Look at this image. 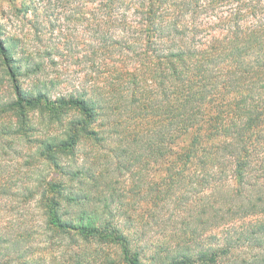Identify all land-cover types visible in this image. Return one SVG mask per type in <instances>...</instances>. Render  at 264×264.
<instances>
[{"label":"trees","instance_id":"trees-1","mask_svg":"<svg viewBox=\"0 0 264 264\" xmlns=\"http://www.w3.org/2000/svg\"><path fill=\"white\" fill-rule=\"evenodd\" d=\"M94 1L96 99L22 88L17 42L0 27V88L11 90L0 97V155L23 142L43 161L19 196L41 207L49 248L68 239L82 251L65 264H88L81 241L116 243L125 264H140L142 237L120 231L113 186L128 173L135 193L177 209L152 264H264V0ZM85 141L96 144V171L76 163ZM161 161L160 179L157 169L139 176ZM66 200L77 209L68 213ZM91 214L102 226L88 225ZM33 230L0 231V252L21 249ZM34 250L6 264H25ZM28 264L64 263L45 252Z\"/></svg>","mask_w":264,"mask_h":264},{"label":"rangeland","instance_id":"rangeland-1","mask_svg":"<svg viewBox=\"0 0 264 264\" xmlns=\"http://www.w3.org/2000/svg\"><path fill=\"white\" fill-rule=\"evenodd\" d=\"M88 9L91 13L92 10H96V1L0 0V27L2 26L9 38L15 37L13 40L17 42V46L16 43L15 46L12 43L10 45L14 46L13 48L17 47L19 51L17 57L21 61L22 69L18 72V82L22 88L28 92H44L51 99L60 96L68 98L70 94L96 99V53L93 54L96 52V15L88 14ZM21 57L25 58L21 59ZM9 93H11L9 88L8 90L0 88V97L6 98ZM37 115L36 111L29 112L31 118ZM74 115L75 112L68 110L63 116L69 120ZM55 126L50 129L54 131ZM39 130L46 134L52 132L44 124L40 125ZM185 140L187 136L183 139L184 142ZM24 146L21 142L16 144L14 151L3 150L7 153L0 155V171L3 169L5 174L0 182L6 180L0 193V231L17 230L28 224L37 231L33 230L29 233V242L24 243L21 249L13 246L6 252L4 248L0 252V264H6L14 256L22 253L28 244H31L35 250L30 255H27L29 251L24 253L26 256L22 260L26 261L25 264L36 260V257L44 255L45 252L51 257H56L60 263H69L73 254L82 251V248L72 245L68 239L59 246L56 244L49 248L48 244L53 241L54 234L37 214L41 207L37 202L30 201L29 197L25 199L19 196L21 185L31 183L36 175L35 172L45 171L42 160H34L37 158L26 156L34 154L32 152L34 148L29 150V147L25 149ZM78 153L79 158L76 163L80 165L84 162L85 167L93 166L96 171V164L90 163L91 160L96 159V144L85 141ZM31 160H33L31 165L26 164ZM36 161L41 164L35 163ZM165 166V161L153 166L144 165L139 176L143 177V180L148 179V176L150 177L157 169L155 178L160 179L164 174ZM139 176L136 174L133 176L135 181L139 180ZM113 177L117 180L113 185L117 198L121 200L117 204L118 215L122 218L119 229L131 237H135L136 233L142 237L140 244L144 251L140 257V264H152V256L165 244L168 233H172L173 211L177 209H174L171 202L157 204L155 193L143 192L142 195L135 193L134 181L130 174ZM121 193H127L125 199L121 197ZM66 195L71 196L72 192ZM94 201L96 205V195ZM110 204L112 205L113 202ZM64 206L68 213L71 207L73 210L77 209L67 200ZM89 216L94 217L92 214ZM126 216L133 217L130 223L125 219ZM88 225L94 228L97 225L102 226L93 218ZM80 244L86 247V253L89 254L90 263L88 259L86 260L88 264H109L108 259H112L113 264H125L121 248L116 243L95 240L91 244H85L83 241ZM5 247L9 248V245ZM42 248L45 250L42 251ZM77 255L73 257L76 258ZM19 261L21 258L14 264H19Z\"/></svg>","mask_w":264,"mask_h":264}]
</instances>
